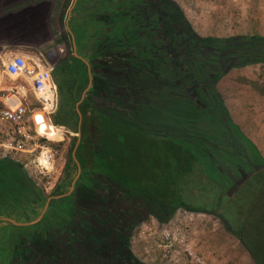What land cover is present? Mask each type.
I'll return each mask as SVG.
<instances>
[{
    "label": "trees",
    "instance_id": "trees-1",
    "mask_svg": "<svg viewBox=\"0 0 264 264\" xmlns=\"http://www.w3.org/2000/svg\"><path fill=\"white\" fill-rule=\"evenodd\" d=\"M96 1L82 24L99 27L92 37L82 29L94 85L80 105L81 116L74 85L61 93L52 116L54 126L66 128L72 138L82 175L76 191L52 201L37 225H0V264H161L139 259L133 237L150 218L167 224L181 209L215 216L254 264H264L243 231L234 230L236 223L247 228L253 206L246 219L239 209L236 221L226 210L234 200L229 189L236 190V198L244 197L246 188L252 197L258 192L264 203V160L218 89L235 70L264 67V36L204 37L175 0ZM241 82L260 89L256 82ZM46 133L50 141L63 140L53 128ZM47 139L40 145L64 144ZM199 158L215 166L214 172L206 166L205 176L220 188L219 208L171 202L183 193V177L192 174ZM224 165L226 175L218 169ZM44 194L26 165L0 159V216L20 220ZM262 224L257 220L254 226Z\"/></svg>",
    "mask_w": 264,
    "mask_h": 264
},
{
    "label": "rangeland",
    "instance_id": "rangeland-1",
    "mask_svg": "<svg viewBox=\"0 0 264 264\" xmlns=\"http://www.w3.org/2000/svg\"><path fill=\"white\" fill-rule=\"evenodd\" d=\"M175 1L187 13L188 20L194 29L204 37H226L233 34L264 36V0ZM83 8L82 4H78L71 19L75 26L73 28L77 31L75 34H80V37H75L74 42L73 37L67 35L64 53L58 52V56L52 63L53 66L54 64L56 66L59 62L61 64L67 62L64 70L59 68L55 74L61 83L58 87L59 92L57 90L58 107L61 93L67 92L74 85L75 75L78 74V64H81V61L74 56L77 46L75 43L80 48L81 46L85 47L87 38L84 34L92 37L99 30L98 26L92 24L88 27L83 26L86 15L82 11ZM74 19H78V21H74ZM82 29H86V32L84 31V33ZM71 62L73 63L70 64ZM0 66L2 67V65ZM244 79L256 82L260 89H253L249 84L241 82ZM60 86L63 87V90ZM218 89L228 106L232 119L240 127L244 136L254 143L264 160V67L235 70L219 84ZM39 108L43 113L32 117L33 122L29 123L26 129L28 135L32 134V139L24 140L25 145L22 150L16 148L17 144L12 145L13 140L9 139L7 143H11V147L14 148H0V159L7 157L26 165L30 176L44 190L45 201L49 203L47 204L43 200L30 214H20V220L0 216V225L4 227L9 224L11 226H34L40 223L46 216L52 201L70 197L76 191L77 182L82 175L74 160L76 148L73 147L72 138H67V130L62 131L64 137L61 142L64 144L60 148H46L37 143L35 131L37 130L38 134L44 136L49 128H52V124L44 116L46 107L41 104ZM57 110L58 108L50 111L51 119ZM74 136L79 138L80 135ZM37 144L43 148L38 149ZM34 155L36 157L33 159ZM199 159L200 161L193 162L192 174L183 177L189 185L185 184L183 193H180L177 199L173 198L171 202L177 206L181 200L186 205L200 210L219 208L217 197L220 196V188H216V183L205 176V170L209 168L214 172L215 166L209 161L202 164L201 158ZM258 165L261 166L258 163L256 167H259ZM226 168V165L218 167L222 175H226ZM235 191L229 189L226 193L229 194L231 200L234 199L226 209L229 211L228 216L231 221H236L238 210L241 209L245 210L241 216L246 219L251 211L248 207L253 206L254 209L251 213H255V215L250 218L247 228H244L246 231L240 230L239 223L238 225L236 223L237 228L235 227L234 230L243 231L254 256L260 261H264V203L262 197L259 198L258 192H255L252 197L250 190L246 188L244 190L246 195L236 198L234 197ZM45 205H47L46 208H44ZM56 207L60 209L62 206L57 204ZM256 207L257 209H255ZM257 220L262 221L263 224L255 227L254 224ZM183 240L184 245L182 244ZM132 241V251L139 259L148 263L160 261L161 264H194L196 260L186 252V249H190L195 256L200 258L202 264H254L247 250L236 237L225 230L219 219L211 215L192 214L182 209L178 210L171 222L167 224H160L154 217L150 218L138 230Z\"/></svg>",
    "mask_w": 264,
    "mask_h": 264
},
{
    "label": "crops",
    "instance_id": "crops-1",
    "mask_svg": "<svg viewBox=\"0 0 264 264\" xmlns=\"http://www.w3.org/2000/svg\"><path fill=\"white\" fill-rule=\"evenodd\" d=\"M93 2L97 1L67 0L63 6L64 10L61 15V22L68 27L71 36L73 37V39H71L74 42L77 37H80V34H75L77 31L74 30V23L71 22L73 12L75 11L74 9H76L78 4H82L84 7L82 10L83 13H85V11L88 12L91 8L90 5ZM89 3L91 4L89 5ZM76 20L78 21V19H74V21ZM75 45L77 46L76 54L74 56L81 61V64H78V74L76 73V78L73 82L75 86L74 96L77 95L78 92L80 93V101L77 103V110L81 116L80 105L84 102L87 94L94 85L93 64L92 59H90L91 53L88 52V49L84 46H81L80 48L76 43ZM59 51L58 9L55 0H0V65H2V67L0 66V105L12 109H16L21 105L26 107L29 111L27 128L28 124H32L33 122L32 117H37L38 114L43 113L39 108L41 103L39 102L38 95L33 91L30 81L24 77L8 76L4 70L5 66L14 56H25L35 62L43 61V59L46 58L52 64L55 61L54 58L58 56ZM66 63L67 62L61 64V62H59L56 66L54 64L55 67L52 73L53 87L55 89L53 99L55 98L56 109L58 108L57 90L61 83L55 74L59 68H62L63 71V68L66 67ZM72 63L73 62L70 64ZM83 70H85V74L88 75L85 79L82 78ZM19 87L23 88L21 93L18 95L13 94L12 92H18ZM48 109L49 108H47L44 113L45 118L52 124L51 127L56 131L57 136L64 137L62 131H65L66 128L54 126ZM35 132L36 138L38 139L37 143L40 145L39 140L41 138H47L38 134L37 130ZM30 137L32 139V134H30ZM50 142L60 143L61 141Z\"/></svg>",
    "mask_w": 264,
    "mask_h": 264
},
{
    "label": "built area",
    "instance_id": "built-area-1",
    "mask_svg": "<svg viewBox=\"0 0 264 264\" xmlns=\"http://www.w3.org/2000/svg\"><path fill=\"white\" fill-rule=\"evenodd\" d=\"M53 69L54 66L46 58H44L43 61L35 62L25 56H14L9 60L4 70L10 77H24L28 79L33 91L38 95L39 102L44 105L46 109L49 106L48 108L50 109V112L56 109L55 98L53 99V93L55 91L53 87ZM22 90L23 88L19 87L18 92L16 91V93H12L18 95ZM28 115L29 111L23 105L16 109L5 108L0 105L1 149L14 148L11 147V143H7L9 139H12V145L17 144L16 148L22 150L25 145L24 140L31 139L30 135L26 132ZM21 138L22 140H20ZM37 148L42 149L43 147L37 145ZM49 159L51 161L50 156ZM182 244L184 245V240L182 241ZM186 252L196 260V263L194 264H202L200 258L195 256L190 249H186Z\"/></svg>",
    "mask_w": 264,
    "mask_h": 264
},
{
    "label": "water",
    "instance_id": "water-1",
    "mask_svg": "<svg viewBox=\"0 0 264 264\" xmlns=\"http://www.w3.org/2000/svg\"><path fill=\"white\" fill-rule=\"evenodd\" d=\"M66 1L67 0H55V4H56L57 9H58V51L60 50L61 54H63L65 51V42H66L67 35L71 36V33H70L68 27L66 28V26L61 22V15H62L63 10H64L63 6L65 5ZM74 160L81 170L80 164H79L78 160L76 159L75 155H74Z\"/></svg>",
    "mask_w": 264,
    "mask_h": 264
},
{
    "label": "bare ground",
    "instance_id": "bare-ground-1",
    "mask_svg": "<svg viewBox=\"0 0 264 264\" xmlns=\"http://www.w3.org/2000/svg\"><path fill=\"white\" fill-rule=\"evenodd\" d=\"M0 73H1V72H0ZM51 98H52V96H51ZM12 106H13V105H12ZM44 201H45V200H44ZM45 202H46L47 204L49 203L48 201H45ZM46 207H47V205L44 206V208H46ZM44 210H45V209H44ZM44 210H43V211H44Z\"/></svg>",
    "mask_w": 264,
    "mask_h": 264
},
{
    "label": "flooded vegetation",
    "instance_id": "flooded-vegetation-1",
    "mask_svg": "<svg viewBox=\"0 0 264 264\" xmlns=\"http://www.w3.org/2000/svg\"><path fill=\"white\" fill-rule=\"evenodd\" d=\"M37 225V224H36Z\"/></svg>",
    "mask_w": 264,
    "mask_h": 264
}]
</instances>
